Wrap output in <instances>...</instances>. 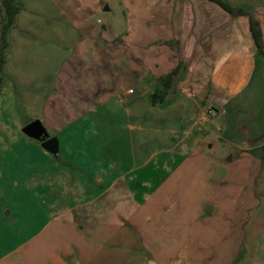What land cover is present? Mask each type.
Listing matches in <instances>:
<instances>
[{
  "label": "rangeland",
  "instance_id": "obj_1",
  "mask_svg": "<svg viewBox=\"0 0 264 264\" xmlns=\"http://www.w3.org/2000/svg\"><path fill=\"white\" fill-rule=\"evenodd\" d=\"M18 1L0 73V264L30 257L32 264H53L62 256L71 264L72 254L87 258L81 246L93 244L102 249L97 264L107 254L133 262L143 251L165 259L172 249L183 257L190 226L205 230L207 240L230 236L236 216L224 212L238 200L188 207L165 195L173 188L158 185L173 169L162 162L165 142L131 115L132 101L155 90L149 82L140 86L142 71L165 76L172 58L173 41L156 34L162 0ZM177 11L161 17L159 29L179 26ZM178 80L173 74L158 83L166 100L180 94ZM35 119L40 138L23 131ZM43 138L56 140L54 151ZM91 227L102 230L88 234ZM18 229L41 236L22 243ZM248 252L242 249L234 264H251L242 262Z\"/></svg>",
  "mask_w": 264,
  "mask_h": 264
},
{
  "label": "crops",
  "instance_id": "obj_2",
  "mask_svg": "<svg viewBox=\"0 0 264 264\" xmlns=\"http://www.w3.org/2000/svg\"><path fill=\"white\" fill-rule=\"evenodd\" d=\"M223 1L233 10L213 0H162L158 4L156 34H167L166 38L173 41L169 50L172 58L164 72L178 68V59L183 60L182 73H175L176 79H181L176 82V91L187 100L175 94L171 95L173 100H166L168 94L158 84L160 75L142 71L140 86L149 82L153 92L161 91L163 99L152 103L151 92L147 100H133L132 106L137 107L131 115L141 126L153 129L157 140L165 142L162 162L173 165L158 184L173 186L165 195L187 202L188 207L195 201L202 205L212 200H238L233 212H224L227 216L235 214V228L230 236L207 240L205 230L194 232L188 227L187 244L180 251L186 250L183 257L172 249L163 253L165 259L143 251L133 262L131 257L122 256L120 263L117 256L107 254L101 264H145L148 256L160 264L175 260L181 264H234L242 249L249 250L242 262L249 258L251 264H264V0ZM175 11L179 26L159 29L160 22L164 25L162 19ZM250 19L260 30L262 51L254 45ZM15 23L8 33L5 62ZM209 108L216 111L215 115L206 113ZM112 225L107 226L115 229ZM92 228L95 233L102 230L91 227L88 234ZM18 233L22 234L21 242L27 244L41 236L40 231L28 229H18ZM110 233L114 239L116 232ZM201 238L208 243L201 244ZM99 248L97 244L81 246L87 258L74 253L71 264H97L102 252ZM200 248L206 249L197 251ZM10 264H32V260L15 258ZM53 264L70 263L62 256Z\"/></svg>",
  "mask_w": 264,
  "mask_h": 264
},
{
  "label": "trees",
  "instance_id": "obj_3",
  "mask_svg": "<svg viewBox=\"0 0 264 264\" xmlns=\"http://www.w3.org/2000/svg\"><path fill=\"white\" fill-rule=\"evenodd\" d=\"M220 4L224 9L228 11H232L233 9L223 0H213ZM21 4L18 0H0V73L3 69L5 63V51L8 47V33L10 29L13 27L15 18L17 14L20 12ZM250 32L254 42L255 47L262 51V44L260 38V30L258 28L257 23L250 19ZM177 72V68L166 74L165 76L159 77V80L166 81L171 78V75ZM158 92H153L151 94L152 103L156 101V97ZM160 100L163 99V95L160 94L158 96Z\"/></svg>",
  "mask_w": 264,
  "mask_h": 264
},
{
  "label": "water",
  "instance_id": "obj_4",
  "mask_svg": "<svg viewBox=\"0 0 264 264\" xmlns=\"http://www.w3.org/2000/svg\"><path fill=\"white\" fill-rule=\"evenodd\" d=\"M23 131L27 135H32L36 138H40L43 135V127L38 119L32 120L23 126ZM42 146L49 151H54L56 147V140L54 138L45 139L42 142ZM145 264H160L153 257L148 256L145 259ZM169 264H181L179 260H175Z\"/></svg>",
  "mask_w": 264,
  "mask_h": 264
},
{
  "label": "built area",
  "instance_id": "obj_5",
  "mask_svg": "<svg viewBox=\"0 0 264 264\" xmlns=\"http://www.w3.org/2000/svg\"><path fill=\"white\" fill-rule=\"evenodd\" d=\"M128 92L131 93L132 90H128ZM206 113H207L208 115H210V116H213V115H215L216 111L213 110L212 108H209V109L206 111Z\"/></svg>",
  "mask_w": 264,
  "mask_h": 264
},
{
  "label": "flooded vegetation",
  "instance_id": "obj_6",
  "mask_svg": "<svg viewBox=\"0 0 264 264\" xmlns=\"http://www.w3.org/2000/svg\"><path fill=\"white\" fill-rule=\"evenodd\" d=\"M43 139H45V138H43Z\"/></svg>",
  "mask_w": 264,
  "mask_h": 264
}]
</instances>
